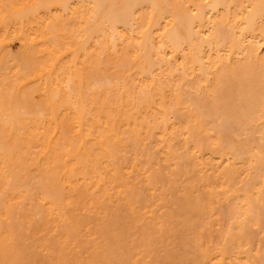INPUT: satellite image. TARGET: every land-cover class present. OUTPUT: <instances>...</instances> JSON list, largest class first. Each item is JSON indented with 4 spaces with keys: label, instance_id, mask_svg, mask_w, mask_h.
<instances>
[{
    "label": "bare ground",
    "instance_id": "1",
    "mask_svg": "<svg viewBox=\"0 0 264 264\" xmlns=\"http://www.w3.org/2000/svg\"><path fill=\"white\" fill-rule=\"evenodd\" d=\"M0 264H264V0H0Z\"/></svg>",
    "mask_w": 264,
    "mask_h": 264
},
{
    "label": "rangeland",
    "instance_id": "2",
    "mask_svg": "<svg viewBox=\"0 0 264 264\" xmlns=\"http://www.w3.org/2000/svg\"><path fill=\"white\" fill-rule=\"evenodd\" d=\"M172 238H173V237H172ZM172 238L168 240V241H170V242L172 241L171 244L168 242V245H169V244L172 245V243L174 244L175 242H177V244H178V240H176L177 238H176V239L173 238L175 242L172 240ZM175 244H176V243H175ZM177 244H176L175 246L172 245L173 247L176 248V249L174 248L173 250H176V251L179 250ZM172 246H171V247H172ZM176 246H177V247H176ZM167 247L169 248V246H167Z\"/></svg>",
    "mask_w": 264,
    "mask_h": 264
}]
</instances>
